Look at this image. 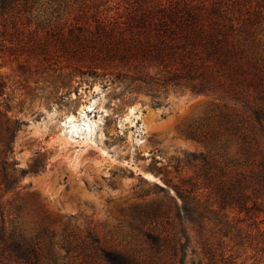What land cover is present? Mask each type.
I'll return each mask as SVG.
<instances>
[{"label":"rangeland","instance_id":"rangeland-1","mask_svg":"<svg viewBox=\"0 0 264 264\" xmlns=\"http://www.w3.org/2000/svg\"><path fill=\"white\" fill-rule=\"evenodd\" d=\"M49 15L46 0H39L25 15L23 25L15 30L7 24L6 36L0 22L3 99L8 114L21 123L13 144L16 168L26 169L37 155L42 156L45 167L36 175H26L21 188L3 197L4 203L14 200L12 213L14 206L19 208L7 216L10 207L5 205L6 225L15 217L29 235L44 231L40 240L44 264H53L48 260L51 233L55 243L65 238L74 248L67 255L56 245V264H106L97 245L139 260L173 264L169 252L152 258L143 236L146 231L165 230L166 220L141 225L138 218L151 207L171 206L170 198L151 185L164 186L161 176L153 174L164 169L170 171L172 184L188 180L195 185L201 203L216 206V181L208 184L198 163L184 162L187 154L210 149L209 143L193 135L209 136L216 129L210 118L213 100L173 91L164 106L155 108L148 97L135 96L113 77L81 75L75 69L85 68L61 58H28L8 43L11 32L23 40L42 35L50 24ZM227 152L228 157H234L236 148L229 144ZM230 169L222 180L233 176ZM166 190L180 204L172 185ZM259 203L260 212L251 218L226 209L224 214L233 229L213 222L217 216L205 219L200 237L191 233L194 237L187 248L186 264H198L199 260L203 264H264V197ZM234 226L239 229L240 244L233 239ZM89 234L98 244H92ZM0 264L19 263L0 258Z\"/></svg>","mask_w":264,"mask_h":264},{"label":"trees","instance_id":"trees-1","mask_svg":"<svg viewBox=\"0 0 264 264\" xmlns=\"http://www.w3.org/2000/svg\"><path fill=\"white\" fill-rule=\"evenodd\" d=\"M38 2L0 0L3 35L8 23L15 30L23 25L25 15ZM98 2L46 0L50 24L44 27V33L23 40L11 32L7 41L28 58H61L85 68L75 69L81 75L113 77L135 96L148 97L155 108L164 106L173 91L212 98L214 111L210 118L216 129L209 136L193 135L209 143L210 149L207 153H189L184 162L198 163L208 184L216 181V206L201 203L195 185L188 180L172 184L170 171L164 169L153 173L161 176L164 186L156 182L151 185L170 198L171 206L151 207L138 218L141 225L159 218L166 220L162 232H143L152 258L169 252L173 264H186L187 248L194 237L191 233L200 237L205 219L217 216L213 222L233 229L224 214L226 209L247 218L260 212L259 200L264 197V0ZM4 88L0 82V258L19 264H44L40 245L44 231L29 235L15 217L8 226L5 222V205L10 207L7 216L19 208L14 206L12 213L14 200L4 203L3 197L21 188L26 175H36L45 167L41 165L42 156L37 155L26 169L16 168L13 144L21 123L8 114ZM229 144L236 148L234 157H228ZM227 169L233 176L224 181ZM171 185L180 204L166 190ZM234 229L233 239L238 241L239 229ZM48 236V260L53 264L58 262L53 252L56 245L67 255L73 252L67 239L55 243L53 234ZM89 237L92 244H98L96 238ZM96 248L106 264H157L153 259L139 260L98 245ZM198 264H203L202 260Z\"/></svg>","mask_w":264,"mask_h":264}]
</instances>
